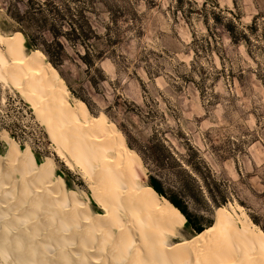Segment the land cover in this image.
Listing matches in <instances>:
<instances>
[{
	"label": "rangeland",
	"instance_id": "obj_1",
	"mask_svg": "<svg viewBox=\"0 0 264 264\" xmlns=\"http://www.w3.org/2000/svg\"><path fill=\"white\" fill-rule=\"evenodd\" d=\"M191 1V16L186 20L175 12L176 0H112L117 17L113 27L116 44L100 64L109 82L102 90L108 103L115 94L141 107L146 95L148 107H143L141 116H127L128 129L141 141L157 133L174 153L185 157L193 155L190 148L197 150L222 185L227 199L223 210L234 218L244 214L264 235V85L257 76V65L263 56L252 58L244 44H232L225 34L214 29L211 20L207 30L202 15L197 14L204 6L207 11L220 10L224 17L238 21L240 28L249 26L254 18L262 24L264 0ZM188 2L182 0L186 11L190 9ZM2 3L0 0V6ZM108 23L109 15L101 8L96 26L103 38V49ZM210 32L216 34L215 41ZM194 49L198 50L197 56ZM29 53L26 51V55ZM68 54L71 61L66 62L62 72L69 79H83L85 68H78L73 53ZM75 100L71 95L68 98L77 109L79 102ZM94 100L101 109L107 105L100 97ZM123 118L121 115L117 122L122 123ZM107 122L110 137L115 129L111 124L116 125L108 119ZM12 146L26 153L35 151L44 167L56 166L55 187L47 186L46 192L67 181L70 195L87 205L90 201L97 217H106L95 204L91 191L94 183L67 155L59 157L48 130L39 123L29 104L17 91L0 82V160L5 159L1 162L0 178L8 183L7 187L10 184L9 192L15 186L25 191L27 181L22 179L20 170L7 163ZM142 165L143 186L147 187L149 174L174 185L171 174L143 162ZM189 208L204 221H214L218 209L210 204H190ZM194 236L184 226L174 244L191 242Z\"/></svg>",
	"mask_w": 264,
	"mask_h": 264
},
{
	"label": "bare ground",
	"instance_id": "obj_2",
	"mask_svg": "<svg viewBox=\"0 0 264 264\" xmlns=\"http://www.w3.org/2000/svg\"><path fill=\"white\" fill-rule=\"evenodd\" d=\"M24 43L0 33V82L29 104L59 157L94 183L106 217L70 195L64 181L46 192L56 166L39 169L32 151L12 146L7 163L27 185L9 192L0 178V264H264V235L244 214L220 210L205 234L174 244L186 219L141 184L142 161L121 133L109 137L106 118L91 121L85 106L73 108L59 75L40 55H26Z\"/></svg>",
	"mask_w": 264,
	"mask_h": 264
},
{
	"label": "trees",
	"instance_id": "obj_3",
	"mask_svg": "<svg viewBox=\"0 0 264 264\" xmlns=\"http://www.w3.org/2000/svg\"><path fill=\"white\" fill-rule=\"evenodd\" d=\"M191 4L192 1L189 0L190 9L186 11L182 0H176L175 12H179L187 20L191 16ZM101 8L109 15L110 21L105 25V49L101 47L103 38L96 26ZM114 8L112 0H3L0 6V31L10 33L13 37L22 36L26 51L31 52L28 55H40L44 61L46 58V64L66 85L69 96L79 102L77 105L85 106L95 121L107 118L113 122L117 128L113 124L111 127L118 129L132 155L140 157L146 166L171 174L174 185H168L154 174H149L147 187L164 203L170 204L182 214L186 219L185 228L192 230L197 238L210 230L215 220L204 221L202 216L190 211L189 205L202 204L208 207L210 204L218 208L217 212L223 210L222 206L226 205L227 199L222 185L194 148L189 149L193 155L185 157L174 153L166 140L157 133L149 140L141 141L128 129L127 116H141L143 107H148L146 95L143 96L142 107L115 94L111 102L106 101L102 86L109 82L100 64L107 57L109 49L116 44L113 27L117 23V17ZM187 13H190L189 16ZM197 14L202 15L207 30L210 29L211 20L214 29L225 34L232 44H244L252 58L263 56L262 62L257 65V76L264 85V23L258 24L257 18H254L249 26L240 28L238 21L224 17L220 10L207 11L204 6ZM210 34L215 41L216 34ZM195 42L193 35L192 43ZM194 50L197 56L198 50ZM68 51L75 56L76 60L73 62H78L77 67L85 68L83 79H69L62 72L66 62L71 61ZM142 89L146 93L144 85ZM94 97L103 99L106 107H98ZM121 115L125 118L122 123H118ZM32 153L39 169H43V162H40L38 154L35 151ZM65 183L69 186L67 181Z\"/></svg>",
	"mask_w": 264,
	"mask_h": 264
}]
</instances>
